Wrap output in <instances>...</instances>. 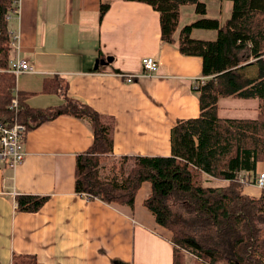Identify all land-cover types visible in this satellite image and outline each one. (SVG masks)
Returning <instances> with one entry per match:
<instances>
[{"label":"crops","instance_id":"crops-1","mask_svg":"<svg viewBox=\"0 0 264 264\" xmlns=\"http://www.w3.org/2000/svg\"><path fill=\"white\" fill-rule=\"evenodd\" d=\"M100 1H22L20 15L10 20L9 28L20 33L19 56L29 60L35 72L20 74L16 87L32 93L27 99L31 107H51L61 104L63 96L41 92L43 83L49 77L63 78L69 96L115 118L111 156L170 155L176 123L201 114L192 80L203 76V59L162 41L160 14L151 5L112 0L101 20ZM205 3V15L196 12V5L181 7L176 39L183 26L197 19L223 22L232 12L231 0ZM193 36L214 39L216 32L194 29ZM10 40V47H17L12 36ZM15 56L12 51L11 57ZM146 56L158 59L159 70L125 81L127 75L142 73ZM248 74H257L256 64L248 66ZM259 105L257 98L221 97L218 115L257 119ZM93 139L86 121L63 114L27 133V155L21 164L13 168L0 158V264H13L14 255L34 256L38 264H174L171 231L157 223L143 204L149 183L142 184L133 207L76 192L77 155ZM109 160L107 155L103 177H108ZM193 172L206 179L205 186L227 183L195 168ZM261 172L264 162L249 176L246 186L252 187L245 186L246 194L261 195L256 184ZM20 193L49 199L38 212H20L15 200Z\"/></svg>","mask_w":264,"mask_h":264},{"label":"trees","instance_id":"trees-1","mask_svg":"<svg viewBox=\"0 0 264 264\" xmlns=\"http://www.w3.org/2000/svg\"><path fill=\"white\" fill-rule=\"evenodd\" d=\"M126 1L145 2L157 10L162 41L176 43L183 54L202 57V74L209 76L197 92L200 116L181 119L172 129L170 155L125 156L134 161L127 176L103 177V161L114 146L113 117L69 96L68 82L58 76L45 79L41 92L60 93L62 103L31 107L27 99L32 93L16 91V76L8 72L11 40L6 15L12 0H0V123L11 126L17 120L30 131L63 114L83 119L94 139L77 155L78 194L133 207L139 189L147 182L150 191L144 205L157 223L171 231L174 264H190L186 252L194 256V264H264V188L258 197L244 192L249 176L255 175L259 162H264V0H231L232 12L223 22L197 19L183 26L177 39L181 7L196 5V12L205 15V0ZM111 2L100 1L101 20ZM194 29L214 30L216 37L197 38ZM252 64L257 65L254 76L247 71ZM14 92L20 102L16 119L10 108ZM228 96L257 98L258 118H221L218 100ZM193 168L227 183L199 184ZM48 199V195L20 193L15 196L16 209L38 212ZM20 258L38 264L30 255H14L13 264H19L16 260Z\"/></svg>","mask_w":264,"mask_h":264},{"label":"built area","instance_id":"built-area-1","mask_svg":"<svg viewBox=\"0 0 264 264\" xmlns=\"http://www.w3.org/2000/svg\"><path fill=\"white\" fill-rule=\"evenodd\" d=\"M19 0H14V2H18ZM15 5V4H14ZM12 12L7 15V18L10 19ZM10 71L15 73L21 72H32L34 69L33 65L27 59H20V56L17 59H12L10 61ZM143 71L142 73L135 75H127L125 76V80L128 82H132L138 78V76H150L157 72L159 67V61L156 57L146 56L142 59ZM204 77H196L194 81L196 84L193 89L198 90L201 87V84L205 82L203 80ZM207 81V79H206ZM17 95L12 99L10 108L15 111V119L17 118L19 112V103L15 104V100L17 99ZM25 125L23 123L18 122L17 120L8 127L3 123H0V158L6 161L10 167H16L21 164L27 155L25 150L24 142H25ZM257 185L261 188H264V172H261L257 177Z\"/></svg>","mask_w":264,"mask_h":264},{"label":"rangeland","instance_id":"rangeland-1","mask_svg":"<svg viewBox=\"0 0 264 264\" xmlns=\"http://www.w3.org/2000/svg\"><path fill=\"white\" fill-rule=\"evenodd\" d=\"M22 1L23 0H19L18 2H14V0H12V9L9 11V13L10 12H12V15H10L11 16V18L10 19H8L7 18V15L9 14H7L6 15V19H7V21L8 22H10V20L15 16V15H17V16H19L20 15V6H21V3H22ZM126 1V0H125ZM15 4V5H14ZM150 5V4H149ZM211 12H213V11H211ZM13 37V39H14V41H13V44L14 45H17V47H14V48H11V54H12V51H14L15 53H16V56L15 57H10V61L13 59H17L18 57H19V49H18V45H19V37H20V33L17 31V32H15L14 30H10V37ZM164 42H166V41H164ZM154 57V56H153ZM20 59H23V58H21L20 57ZM251 61H254L255 59H253V58H251L250 59ZM10 62H9V67H8V72H12V71H10ZM34 70L32 71V72H35V68H33ZM158 70H159V67H158ZM157 70V71H158ZM247 71H248V68H247ZM15 76H16V80H17V77L20 75V74H22V73H29V72H21V73H15V72H12ZM31 73V72H30ZM195 76V75H194ZM202 77H204V79L203 80H205V82L203 83V84H201V86L202 85H204V84H206V79L208 80V77L209 76H205V75H203ZM211 77V76H210ZM124 79H125V77H124ZM195 79V78H194ZM126 81V80H125ZM196 84V81H194V80H192V89H193V87H194V85ZM15 90L16 91H18V89H17V87L15 88ZM193 91L194 92H198V90L196 91V90H194L193 89ZM15 93V96L17 95V97H18V94H17V92H14ZM18 100H16V99H14L15 100V104L16 103H19V107H20V102H19V98H17ZM14 111V110H13ZM14 113H15V111H14ZM115 119V118H114ZM115 123H116V121H115ZM8 127H11V126H8ZM115 127H116V125H115ZM29 131H27V127H26V125H25V133H26V135H27V133H28ZM25 141H26V137H25ZM24 146H25V142H24ZM109 157H110V160L106 163V165H108V168L111 170H107L106 171V175L109 177V178H113L114 176H116V175H118L119 177L121 176V178L122 177H125V176H127L129 173H130V171H131V169H132V167H133V165H134V161L133 160H130V159H125V156H111L110 154H109ZM125 159V160H124ZM103 172H105V171H103ZM198 172V171H197ZM197 172H194V177H195V181L197 182V183H199V184H207V181H206V179H204L203 177H200L199 176V173H197ZM260 174V173H259ZM103 175L105 176V174L103 173ZM251 187L252 186H246V188L247 189H251ZM140 190V189H139ZM139 192V191H138ZM138 194V193H137ZM81 195H83L84 197H88L87 196V194H81ZM137 196V195H136ZM136 200V199H135ZM144 202V201H143ZM135 204V203H134ZM144 204V203H143ZM119 205H123V204H119ZM145 206V205H144ZM146 207V206H145ZM147 208V207H146ZM148 209V208H147ZM149 210V209H148ZM150 211V210H149ZM151 212V211H150ZM186 257H187V261H188V263H190V264H194V262H193V260L195 259L194 258V256L192 255V254H190V253H187L186 252ZM25 259H23V258H20V259H17L16 260V263H19V264H30V262H31V260L32 259H30V258H28V259H26L25 261H24ZM24 261V262H23Z\"/></svg>","mask_w":264,"mask_h":264},{"label":"water","instance_id":"water-1","mask_svg":"<svg viewBox=\"0 0 264 264\" xmlns=\"http://www.w3.org/2000/svg\"><path fill=\"white\" fill-rule=\"evenodd\" d=\"M111 60H112V57L109 56V57H108V61H111Z\"/></svg>","mask_w":264,"mask_h":264},{"label":"bare ground","instance_id":"bare-ground-1","mask_svg":"<svg viewBox=\"0 0 264 264\" xmlns=\"http://www.w3.org/2000/svg\"><path fill=\"white\" fill-rule=\"evenodd\" d=\"M256 184H257V180H256ZM258 186V185H257ZM261 188V187H260ZM263 189V188H262ZM88 196V195H87ZM89 197V196H88Z\"/></svg>","mask_w":264,"mask_h":264}]
</instances>
